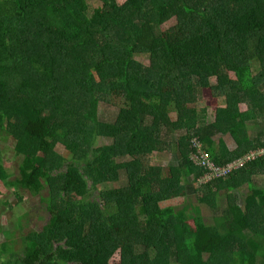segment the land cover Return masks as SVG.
<instances>
[{
    "label": "trees",
    "instance_id": "trees-1",
    "mask_svg": "<svg viewBox=\"0 0 264 264\" xmlns=\"http://www.w3.org/2000/svg\"><path fill=\"white\" fill-rule=\"evenodd\" d=\"M99 1L0 0V141L21 157L9 181L0 148V181L49 214L13 264H264V187L239 197L245 177L264 176V158L199 186L205 169L190 156L195 139L219 168L264 148V0ZM110 100L120 107L104 122ZM225 135L235 151L216 144ZM169 140L166 168L145 162ZM64 165L59 199L43 196ZM120 171L127 186L113 187ZM11 243L0 264H11L1 257Z\"/></svg>",
    "mask_w": 264,
    "mask_h": 264
},
{
    "label": "rangeland",
    "instance_id": "rangeland-1",
    "mask_svg": "<svg viewBox=\"0 0 264 264\" xmlns=\"http://www.w3.org/2000/svg\"><path fill=\"white\" fill-rule=\"evenodd\" d=\"M87 2L92 7H98L100 6L99 0H87ZM187 4L190 7H194L196 9L199 8H207L206 3L202 0H187ZM194 20L198 21L196 17H193ZM177 23V20L174 18L170 20L168 23L163 25L160 29L166 30L170 27L174 26ZM139 59V58H138ZM139 62L144 64V67L148 66V59L145 57L144 59H139ZM209 85L211 87L217 86V81L215 78L209 79ZM197 96V110L199 112L198 114V121L202 123V109L205 108L204 106V100L202 98L203 93L200 88H197L196 94ZM223 105V102L220 106ZM120 107V103L118 101H111L108 102H102L100 104L99 109V117L100 120L104 122H113L115 120L116 114L118 112V109ZM249 108L248 102H243V104L240 105L241 111H245ZM206 110V116L205 119L206 122H215V108L212 106L211 108H207ZM171 119H174L176 116L172 113L170 114ZM256 128H250V125L248 127V131L255 132ZM177 134H180V132H177ZM250 135V134H249ZM178 136V135H177ZM225 139L228 141L232 138L229 135L224 136ZM223 137V138H224ZM110 141L107 139H101L98 142V146L109 144ZM170 144V145H169ZM15 142L11 139L7 141H0V148L3 152L4 161L7 167L6 172L10 175V178L7 180L13 181L16 177H18V166L21 162V157L14 154L13 150L15 149ZM171 147H173V142L169 140L168 147L160 154L157 155L154 153L152 157H147L145 159V162H148L151 167L155 166H161L163 168H166L171 161L174 160L173 153L171 151ZM55 152L61 156L64 157L67 163H71L70 155L65 151L64 147L61 145H57L55 148ZM132 159L128 156L124 157L123 159L119 160V163H125V162H131ZM66 165L62 167L59 170L55 169L51 173V179L48 180V192L50 194L48 195V192H42L43 196L53 198L54 200H58V193L60 192V181L56 179V176H58L59 173H65L67 170ZM258 170L255 172L257 173ZM256 173L252 174V176L246 178L245 182L242 183V188L239 193L240 199L246 200L247 192H248V184L254 187H264V176L258 175L255 176ZM120 178L119 182L114 185L113 187H125L127 186V179L123 171H120ZM95 196H97V192H93ZM200 195V191L198 193ZM207 208L203 209V212L208 213L206 218L209 217L210 213L206 211ZM27 213L30 215L26 217ZM49 214L46 212L44 206L41 204L39 200V196H33L32 194H29L26 190L16 188V187H10L9 185H6L0 181V249L1 246L6 242L8 243L11 239L12 243L9 245V250L7 251V254L2 253V260H8L11 262V264L14 263L15 259H19L22 257V254L24 252V238L28 236L31 233L34 232H40L43 228V226L48 222ZM210 220V219H208ZM20 223V224H19ZM208 224H212V221L210 220ZM135 252V251H134ZM138 253V251H137ZM119 258V255H116L114 257L115 261H117Z\"/></svg>",
    "mask_w": 264,
    "mask_h": 264
},
{
    "label": "built area",
    "instance_id": "built-area-1",
    "mask_svg": "<svg viewBox=\"0 0 264 264\" xmlns=\"http://www.w3.org/2000/svg\"><path fill=\"white\" fill-rule=\"evenodd\" d=\"M191 147L193 148V151L190 154L191 160L196 166L205 169L204 175L198 180L199 186L206 184L215 178H219L220 176H226L227 174L238 171L253 161L264 158V148H260L257 150H251L227 164L225 167L219 168L209 160L208 156L202 150L200 142L196 139L192 141Z\"/></svg>",
    "mask_w": 264,
    "mask_h": 264
},
{
    "label": "crops",
    "instance_id": "crops-1",
    "mask_svg": "<svg viewBox=\"0 0 264 264\" xmlns=\"http://www.w3.org/2000/svg\"><path fill=\"white\" fill-rule=\"evenodd\" d=\"M207 111H208V109H207ZM207 123H211V122H207ZM223 137L224 136H222V139H216L215 140L216 144H219V140H222L224 142L225 146L227 147L228 151H230V152L235 151L237 149V145L234 143V141L232 139L228 141V139L226 140L225 137L224 138Z\"/></svg>",
    "mask_w": 264,
    "mask_h": 264
}]
</instances>
